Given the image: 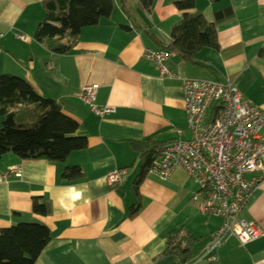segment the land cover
<instances>
[{
  "label": "crops",
  "instance_id": "0c3cea01",
  "mask_svg": "<svg viewBox=\"0 0 264 264\" xmlns=\"http://www.w3.org/2000/svg\"><path fill=\"white\" fill-rule=\"evenodd\" d=\"M45 1L0 0V74L20 76L39 95L55 100L77 121L75 134L85 137L86 147L70 152L64 162L4 153L0 230L24 221L44 224L50 239L36 264H180L164 253L166 232L178 227L190 237L188 264H264V182L241 212L263 234L244 245L231 238L216 250L215 262L204 259L205 246L221 218L199 211L191 199L197 184L182 167L167 179L150 170L137 196L134 191L140 143L191 137L183 79L230 80L244 99L264 110V0H195L192 11L208 22L214 21L215 11L231 10L216 24L218 48H203L191 61L169 55L165 75L143 53L145 48L163 49L153 37L170 41L171 29L181 19L177 0H153L149 12L137 0H113L111 14L82 27L65 53L50 49L55 40L35 37ZM86 85L96 86L98 106L114 110L103 117L95 114L79 96ZM66 165L80 166L82 176L63 179ZM115 168L127 173L120 185L111 186L106 176ZM34 196L48 200L47 215L32 211ZM136 201L138 210L130 216Z\"/></svg>",
  "mask_w": 264,
  "mask_h": 264
},
{
  "label": "trees",
  "instance_id": "16d2710c",
  "mask_svg": "<svg viewBox=\"0 0 264 264\" xmlns=\"http://www.w3.org/2000/svg\"><path fill=\"white\" fill-rule=\"evenodd\" d=\"M195 0H177L181 19L173 25L168 43L153 37L158 45L184 60L191 61L203 48H218L216 24L231 14L229 8L214 12V21L208 22L202 14L193 16ZM218 1V0H213ZM145 11H150L153 0H137ZM44 19L38 23L35 37L39 41H53L50 49L58 53L69 51L82 27L97 24L108 17L113 9V0H46ZM122 8L127 12L126 6ZM62 39H66L62 41ZM175 51V52H174ZM0 157L13 152L23 159L45 158L53 162H64L68 154L86 147L84 136L75 131L78 123L65 114L59 104L39 95L24 78L0 74ZM141 145V164L134 180L137 196L138 185L146 172L150 171L154 160L163 146L156 140L147 139ZM78 165H66L61 177L71 181L82 176ZM137 201L130 208V216L137 212ZM32 211L47 215L50 212L48 200L32 198ZM181 227L166 232L164 253L176 257L180 264H188L191 259L190 237L181 234ZM50 239L48 228L38 222H19L0 230V264H36V259Z\"/></svg>",
  "mask_w": 264,
  "mask_h": 264
},
{
  "label": "built area",
  "instance_id": "2783aa9c",
  "mask_svg": "<svg viewBox=\"0 0 264 264\" xmlns=\"http://www.w3.org/2000/svg\"><path fill=\"white\" fill-rule=\"evenodd\" d=\"M17 37L28 40L21 33ZM172 54L167 49L145 48L143 56L165 75L169 72L164 62ZM183 90L191 137L163 144L151 171L167 179L174 168L182 167L197 184L191 199L199 211L221 218L205 246L204 259L215 262L216 250L231 238L244 245L263 234L253 221L242 218L241 212L253 190L264 182V110L244 99L230 80L185 78ZM96 93V86L86 85L79 96L103 117L114 108L98 106ZM12 171L19 174L16 168ZM126 173L125 168H115L106 177L111 186H117Z\"/></svg>",
  "mask_w": 264,
  "mask_h": 264
},
{
  "label": "water",
  "instance_id": "95a60500",
  "mask_svg": "<svg viewBox=\"0 0 264 264\" xmlns=\"http://www.w3.org/2000/svg\"><path fill=\"white\" fill-rule=\"evenodd\" d=\"M198 14H199L198 12H194L193 16L198 15ZM59 107H61V106L59 105Z\"/></svg>",
  "mask_w": 264,
  "mask_h": 264
},
{
  "label": "clouds",
  "instance_id": "9594fccd",
  "mask_svg": "<svg viewBox=\"0 0 264 264\" xmlns=\"http://www.w3.org/2000/svg\"><path fill=\"white\" fill-rule=\"evenodd\" d=\"M77 196H79V193H77Z\"/></svg>",
  "mask_w": 264,
  "mask_h": 264
},
{
  "label": "bare ground",
  "instance_id": "6f19581e",
  "mask_svg": "<svg viewBox=\"0 0 264 264\" xmlns=\"http://www.w3.org/2000/svg\"><path fill=\"white\" fill-rule=\"evenodd\" d=\"M175 52V51H174Z\"/></svg>",
  "mask_w": 264,
  "mask_h": 264
}]
</instances>
